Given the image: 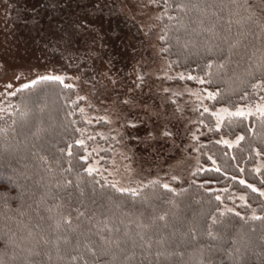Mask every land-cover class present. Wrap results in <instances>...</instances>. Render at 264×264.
Segmentation results:
<instances>
[{
	"label": "trees",
	"instance_id": "1",
	"mask_svg": "<svg viewBox=\"0 0 264 264\" xmlns=\"http://www.w3.org/2000/svg\"><path fill=\"white\" fill-rule=\"evenodd\" d=\"M207 2L221 7L210 8L204 15L181 13L170 0L168 15L178 19L169 21L164 16L163 23H159L160 35H166L168 40L167 44L160 40L162 55L168 60L172 71L185 75H204L207 61H223L227 71L218 70L214 64L210 78L212 83H206L204 87L209 91L219 90L228 101L227 106L233 110L237 106L264 103L260 99L264 91L251 88L253 79L249 74H254L257 80L262 78L261 70L256 65L264 57V29L260 26L264 25V0ZM156 3L164 12L163 0H156ZM209 28L214 29L215 35L204 31ZM222 37H227V42ZM204 41L219 44L216 55L210 57L205 54ZM230 44L235 46L229 59ZM188 83L193 84L191 81ZM245 93H248L247 97L242 98ZM76 99L75 88L69 90L55 81H39L36 86L16 95L10 111H0V258L6 264H25L28 249L35 247L27 230L31 228L33 232H38L34 227L38 220V206L40 215L47 216L49 214L44 208L51 207L55 213L58 205L62 213L71 214L72 227L77 231H84L90 226L84 217L76 220L77 208L85 211L86 217L94 213L96 219H102L106 214L112 215L114 220H123L124 224L120 225L121 231L117 235L127 241L125 247L128 249H131L133 239L137 244L142 243L136 236L139 231H143L146 238L152 237V252L159 247L155 242L161 238L165 239L170 250L179 245L178 250L184 252V257H172L171 264H197L200 259L211 261V264H264V221L252 219L253 211L264 216V198L239 183L245 180L247 184L264 189V122L257 116L247 119L235 117L225 121L217 131L214 117H209L207 113L201 115L202 110L196 111L199 121L203 120V129L207 131L200 146L202 169L194 173L186 187L175 188L179 195L160 186L143 188V193L148 197L145 201L143 194L121 195L110 186L112 183L98 173L89 176L84 170L91 158L85 165L79 157L87 153L73 143L78 138H84V131L82 135L80 130L85 124L80 113L82 101L76 105L72 103ZM222 106H225L223 101L209 102L210 108ZM38 129L41 131L37 135ZM248 129H254L255 135ZM239 135L245 137L239 146L229 148L217 143L221 138L235 141ZM69 143H73L72 157L59 151ZM257 151L261 154L257 155ZM216 167L220 171H215ZM68 168L71 171H66ZM65 178L72 180L73 184L66 190L57 189V181L63 184ZM76 184L85 191L83 206L79 203L81 198ZM93 186L98 193L95 202L90 196ZM49 192L60 199L45 196L46 204L40 203V197ZM235 193L244 194L247 203L233 200ZM216 196H220L221 200H216ZM169 201H174V204ZM226 204L236 206V210L229 212ZM214 209L224 213L219 217L223 221L221 238L213 240L201 236L199 240H192L187 233L191 229H200L207 213ZM236 212L240 216H236ZM161 215L167 218L166 226L165 221L159 220ZM140 222L146 226L144 229L137 227ZM125 231L128 232L127 236L124 235ZM228 235L236 239L235 244L225 242ZM35 250L41 253L31 257L35 264H67L66 260H58L54 251L49 261L43 255L47 250L44 246ZM136 251L133 264H155V256H149L147 251L141 254L140 247Z\"/></svg>",
	"mask_w": 264,
	"mask_h": 264
},
{
	"label": "rangeland",
	"instance_id": "2",
	"mask_svg": "<svg viewBox=\"0 0 264 264\" xmlns=\"http://www.w3.org/2000/svg\"><path fill=\"white\" fill-rule=\"evenodd\" d=\"M162 13L156 0H0V111L12 109L24 84L63 76L86 98L83 139L100 176L125 188L186 187L202 169L207 132L196 109L210 100L188 95L206 88L178 79L162 55Z\"/></svg>",
	"mask_w": 264,
	"mask_h": 264
},
{
	"label": "snow or ice",
	"instance_id": "3",
	"mask_svg": "<svg viewBox=\"0 0 264 264\" xmlns=\"http://www.w3.org/2000/svg\"><path fill=\"white\" fill-rule=\"evenodd\" d=\"M173 3H175V9L178 12L181 13H189V12H195L198 15H204L208 12L210 8L213 7H221L220 5H212L207 2V0H172ZM164 4V12L157 17L158 20L163 23L164 16H167V20H176L178 17L168 15V12L170 10V0H163ZM226 7V5L224 6ZM216 13H213L215 15ZM229 24L232 23L231 20L228 21ZM262 29H264V25H260ZM204 31L209 32L212 35L214 34V29H204ZM162 41H164L165 44L168 43L166 35H163L160 37ZM225 42H227V37H222ZM187 46V44L185 45ZM203 46L205 49V54L207 56H214L216 55V49L219 48V44H213L211 41H204ZM235 45L230 44L228 48V55L229 59L231 56V50ZM215 67L218 70H224L227 71L226 63L221 61L219 63H216L215 61L209 60L205 63V69L204 75H192L191 73L185 75L183 73L179 74L178 79L180 80H187V81H193L195 83H198L200 85L204 84H211L212 80L210 79L213 76V67ZM258 69L261 70V79L256 78L254 74L251 72L249 73L252 75L253 82L251 83V88L256 91H264V57L260 58V63L256 65ZM219 74V71H218ZM206 77L208 79H206ZM141 80H143V77H140ZM39 81H55L58 82L60 85H63L64 88L69 90H74L75 85L70 83H65V77L63 76H40L38 80H33L30 83H26L23 85V89H30L34 86H36ZM5 92L13 88V85L11 83L6 84L4 86ZM201 93H206L205 99L214 101L216 103H220L223 101L225 106L220 107L218 110H216L214 107L209 108L208 106L202 107L201 115L207 113L209 117L215 118V124L214 128L215 130L219 131L221 126L225 124V121L230 120L231 118L240 117L247 119L249 117L257 116L258 119L261 122H264V103H258L254 106V109L252 106H249L247 110L245 108L241 107H235V110H233L232 107L227 106L228 101L225 100L221 96V92L219 90H212L208 91L207 89H201V92H194L189 91L187 94L190 96H196L200 97ZM14 94V93H11ZM173 95H177L174 93ZM248 93L244 94L245 98L247 97ZM219 98V99H218ZM70 99V98H69ZM86 99L83 96H78L76 100H73V105H76L79 103V101ZM261 101H264V96L260 97ZM127 103V101H125ZM201 105H203V101L201 100ZM196 111H200V108L198 107ZM80 112L83 113L84 109L81 108ZM103 119V118H102ZM88 123H91V121H88ZM199 123H203V120H200ZM132 127H135V124L131 125ZM205 127H208L207 124H205ZM212 130V129H210ZM249 131H252L255 135L254 129H248ZM39 131L41 129L37 130V135L39 134ZM81 134L83 135V130H80ZM164 136H171V133L169 131L163 132ZM88 140H94V136H87ZM245 137L243 135H239L235 138V141L220 139L217 141V143H222L226 145L227 147L231 148L234 146H239L240 142L243 141ZM75 145L80 146L84 152L87 153V155H82L79 158L85 162V165H87L88 157H90L95 149L92 151L88 150V145L86 144L85 139L78 138L75 141H73ZM73 143L66 144L65 148L60 149L59 151L63 155L65 152L67 153L68 157H72L74 155L73 153ZM261 153L257 151V155H260ZM46 159V158H45ZM211 159V157H209ZM213 164H215V161L213 160ZM89 176H92L94 173L99 172V168L95 166H87L84 169ZM66 171H71V168L66 169ZM215 171H220L219 167L215 168ZM173 180H176L177 178L175 176L172 177ZM233 179H236L233 177ZM99 183V182H96ZM240 184L246 185V187L250 188L253 192H259L260 196H264V191H261L260 189H257L252 184H247L245 180H240ZM264 183V181H262ZM73 184V181L70 179L65 178L63 181V184H61L59 181L56 183V188L61 189L64 188L67 189L68 186H71ZM42 187L50 188L49 185H43ZM113 189H115L116 192L123 194H129L131 196H142L145 201L148 200V197L146 194L143 193V188L136 187V188H125V187H118L115 183L110 185ZM157 186L163 187L168 192L173 193L174 195H179V193L176 191L175 188L171 187L168 183H163L159 180L151 181L148 185L144 186L146 188H155ZM75 187L77 188L79 192V197L81 198L79 203L81 206L84 205L83 198L85 197V191L83 188L80 187L79 184H76ZM203 187V185H201ZM98 195L96 188L93 186L91 188L90 196L93 198V202H95V197ZM45 196H47L48 199H60L58 195L52 194V193H46L44 196L40 197V203H45ZM111 199V198H109ZM242 200H245V197H241ZM216 200L220 201L221 197L216 196ZM222 202V201H221ZM169 203H173L174 201H169ZM62 204V200H61ZM44 211L47 212L49 215L47 216H41L39 212V206L37 209V216L38 220L35 224V228L38 229V232H33L31 228H29L28 236L31 237L32 242L34 243L33 249H28V258H26L25 264H35L31 260L32 256H39L41 253L39 251H36V248H39L41 246H44L47 248V250L43 253L47 257L49 261L53 258V251L55 252V255L58 260H66L67 264H133V261H135L137 257V251L136 248H141V254H143L145 251H147L149 256H155V264H171V258L172 257H180L181 259L184 257V252L179 249V245H177L175 248H171L170 246L166 244L165 239L161 238L160 240L156 241L155 243L159 245L155 252H152L153 248V239L152 237H147L146 234L143 231H139L136 233V236L139 238V241L142 242L140 244H137V241L135 239L132 240L131 249H128L125 247L127 244V241L122 240L117 234L121 231L120 225L124 224V221L121 219H113L112 215H103L102 219H96L95 214H90L89 216H85V211L80 210V208L75 209L77 216L76 220L79 221L80 218L84 217L89 221V227L84 231H77L72 227L73 225V218L71 214H64L60 211V206H57L56 212L53 213V209L51 207H45ZM110 212L112 209L109 210ZM229 212L232 211V209H228ZM218 209H214L212 211H209L207 215L205 216L204 223L200 229H191L187 235L191 236L192 240H199L201 236H206L213 240H218L221 238V225L223 224V221L219 219L220 216H223L224 213L219 212ZM236 216H240L239 212L235 213ZM241 219H244V217H241ZM252 219L254 220H262L264 221V216L257 215L255 211L252 213ZM159 220L165 221V226L167 225V218L164 215H161L159 217ZM94 221V222H93ZM137 227L144 229L146 226L140 222L137 224ZM125 228H128V225H125ZM215 229V230H214ZM255 231V229H252ZM9 231L11 229L9 228ZM125 236L128 235V232L125 231ZM226 235V234H225ZM15 236V233H13V237ZM226 243L235 244L236 239L233 236L228 235ZM7 243V241L5 242ZM18 246V245H17ZM50 246V247H48ZM210 247V246H209ZM226 252H228L227 249H225ZM230 254V253H229ZM15 256L12 257L13 260H15ZM0 264H6V261L2 258H0ZM197 264H211V261H205L204 259H200Z\"/></svg>",
	"mask_w": 264,
	"mask_h": 264
}]
</instances>
